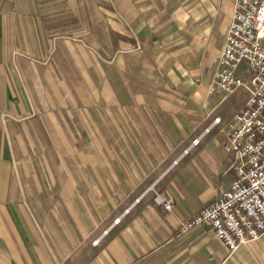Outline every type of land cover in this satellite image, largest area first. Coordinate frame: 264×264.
Segmentation results:
<instances>
[{"label": "crops", "instance_id": "0c3cea01", "mask_svg": "<svg viewBox=\"0 0 264 264\" xmlns=\"http://www.w3.org/2000/svg\"><path fill=\"white\" fill-rule=\"evenodd\" d=\"M233 2L0 0V264H264V235L178 231L233 176Z\"/></svg>", "mask_w": 264, "mask_h": 264}, {"label": "built area", "instance_id": "2783aa9c", "mask_svg": "<svg viewBox=\"0 0 264 264\" xmlns=\"http://www.w3.org/2000/svg\"><path fill=\"white\" fill-rule=\"evenodd\" d=\"M231 14L207 86L208 92L227 93L241 86L247 92L245 105L230 116L221 143L233 176L213 200L178 226L180 232L207 227L229 253L264 235V0H234ZM218 122L219 117H213L204 130ZM154 201L164 210L172 207L160 192Z\"/></svg>", "mask_w": 264, "mask_h": 264}, {"label": "rangeland", "instance_id": "374dc122", "mask_svg": "<svg viewBox=\"0 0 264 264\" xmlns=\"http://www.w3.org/2000/svg\"><path fill=\"white\" fill-rule=\"evenodd\" d=\"M158 192H160V191H158ZM158 192H156V193H158ZM161 193V192H160ZM163 195V194H162ZM154 198V197H153ZM166 199V198H165ZM170 201V200H169ZM170 203H171V201H170ZM166 211H169V210H166ZM254 240V239H253ZM93 242H95V240H93ZM240 264H259V263H257V262H255L254 261V259L253 260H251V261H247V263H240Z\"/></svg>", "mask_w": 264, "mask_h": 264}]
</instances>
